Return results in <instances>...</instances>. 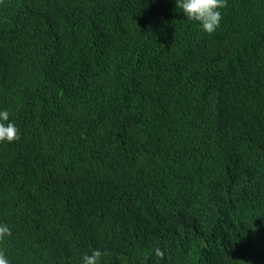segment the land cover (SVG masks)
Segmentation results:
<instances>
[{
	"label": "trees",
	"instance_id": "trees-1",
	"mask_svg": "<svg viewBox=\"0 0 264 264\" xmlns=\"http://www.w3.org/2000/svg\"><path fill=\"white\" fill-rule=\"evenodd\" d=\"M221 11L0 0L10 264H264V0Z\"/></svg>",
	"mask_w": 264,
	"mask_h": 264
},
{
	"label": "clouds",
	"instance_id": "clouds-1",
	"mask_svg": "<svg viewBox=\"0 0 264 264\" xmlns=\"http://www.w3.org/2000/svg\"><path fill=\"white\" fill-rule=\"evenodd\" d=\"M176 7L181 9L184 16L196 22L203 32L212 35L219 27L223 19L222 9L227 7V0H176ZM20 138V129L11 120L8 110H0V144L13 143ZM12 235L10 227L5 223H0V243ZM99 249L92 250L90 254H85L82 264H102V257L105 255ZM155 255L162 256L160 249L155 250ZM0 264H10L4 251H0Z\"/></svg>",
	"mask_w": 264,
	"mask_h": 264
}]
</instances>
